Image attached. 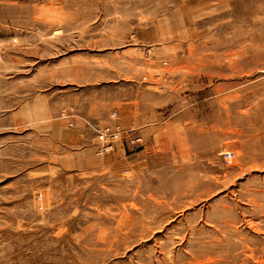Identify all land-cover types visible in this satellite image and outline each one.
I'll use <instances>...</instances> for the list:
<instances>
[{
  "label": "rangeland",
  "instance_id": "374dc122",
  "mask_svg": "<svg viewBox=\"0 0 264 264\" xmlns=\"http://www.w3.org/2000/svg\"><path fill=\"white\" fill-rule=\"evenodd\" d=\"M0 264H264V0H0Z\"/></svg>",
  "mask_w": 264,
  "mask_h": 264
},
{
  "label": "built area",
  "instance_id": "2783aa9c",
  "mask_svg": "<svg viewBox=\"0 0 264 264\" xmlns=\"http://www.w3.org/2000/svg\"><path fill=\"white\" fill-rule=\"evenodd\" d=\"M111 119L113 122L100 124L90 118L82 117L83 124L89 128L95 136V152L102 154L112 150L117 142L125 141L127 144L135 145L142 142V136L138 134L134 127H123L118 121L115 120L117 117L116 112H110ZM59 118L66 120L67 124L72 126L74 120V114L72 109L63 108L60 110ZM220 154L226 162H229L234 157V151L230 149L220 150ZM36 200L41 198V193L35 194Z\"/></svg>",
  "mask_w": 264,
  "mask_h": 264
},
{
  "label": "crops",
  "instance_id": "0c3cea01",
  "mask_svg": "<svg viewBox=\"0 0 264 264\" xmlns=\"http://www.w3.org/2000/svg\"><path fill=\"white\" fill-rule=\"evenodd\" d=\"M76 105H77V107H78V104H76ZM74 111L76 112L77 115L74 117L73 125H72V126H70V125H68V124L66 123L69 127H76L77 124H82V125H83V119H82V117H87V115L85 116L84 114H82L81 112H79V111H77V110H74ZM110 121H111L110 118L108 119L107 117L98 120V122H99L100 124H106V123H108V122H110ZM135 130H136V129H135ZM136 132L142 136V142L137 143V144H135V145H132V146H134V147L140 146V145H142V143H143V135H142V132H141V131H137V130H136ZM121 144H122V143H121ZM126 144H127V143H126ZM128 145H129V144H127V148H128V150H130L131 147H129ZM130 145H131V144H130ZM121 146H122V145H121ZM93 148H95V144H94ZM117 148H118V147H117ZM122 148H123V150H125V148H124L123 146H122ZM91 149H92V148H91Z\"/></svg>",
  "mask_w": 264,
  "mask_h": 264
}]
</instances>
